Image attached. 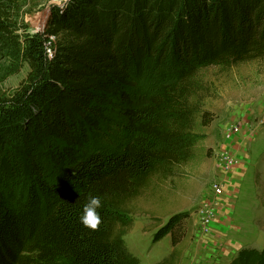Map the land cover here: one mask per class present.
Listing matches in <instances>:
<instances>
[{
    "label": "trees",
    "instance_id": "1",
    "mask_svg": "<svg viewBox=\"0 0 264 264\" xmlns=\"http://www.w3.org/2000/svg\"><path fill=\"white\" fill-rule=\"evenodd\" d=\"M52 11L42 35L20 42L0 7V33L30 67L0 100V264H138L123 240L132 202L196 156L212 120L206 70L264 59V0H67ZM149 75L156 86L136 105ZM90 195L102 202L95 230L79 220ZM185 214L156 234L173 248ZM172 254L156 264H177Z\"/></svg>",
    "mask_w": 264,
    "mask_h": 264
},
{
    "label": "rangeland",
    "instance_id": "2",
    "mask_svg": "<svg viewBox=\"0 0 264 264\" xmlns=\"http://www.w3.org/2000/svg\"><path fill=\"white\" fill-rule=\"evenodd\" d=\"M65 1L11 0L0 2V7L8 14L7 30L21 42L26 35H42L53 8ZM9 44L1 32L0 100L16 92L30 70L23 52ZM204 77L212 87L203 108L212 120L203 128L196 156L153 177L132 202L133 226L123 240L138 264L159 263L173 251L170 258L177 264H254L264 256V59L225 72L210 67ZM156 83L155 75L139 80L134 103L144 102ZM108 113V133L120 139L122 119L115 110ZM210 209L207 229L202 221ZM220 209L231 210V215L222 216L228 223L221 222ZM178 212L187 214L176 222V233H186L173 248L170 233L156 234Z\"/></svg>",
    "mask_w": 264,
    "mask_h": 264
},
{
    "label": "clouds",
    "instance_id": "3",
    "mask_svg": "<svg viewBox=\"0 0 264 264\" xmlns=\"http://www.w3.org/2000/svg\"><path fill=\"white\" fill-rule=\"evenodd\" d=\"M102 207L101 199L98 196H89L87 203L84 205L83 213L79 217L80 223L85 227L95 230L100 222L98 209Z\"/></svg>",
    "mask_w": 264,
    "mask_h": 264
},
{
    "label": "built area",
    "instance_id": "4",
    "mask_svg": "<svg viewBox=\"0 0 264 264\" xmlns=\"http://www.w3.org/2000/svg\"><path fill=\"white\" fill-rule=\"evenodd\" d=\"M226 161V164H228V161L227 160H225ZM230 164H235V161L234 160H232L231 162H230ZM216 185V184H215ZM215 190H216V192L217 193H220L221 192V187L218 185V186H215ZM207 214H206V216L203 218V221H202V224H203V227H208V221H209V219H210V214L212 215V209H210V210H207ZM202 227V228H203ZM208 229V228H207Z\"/></svg>",
    "mask_w": 264,
    "mask_h": 264
},
{
    "label": "crops",
    "instance_id": "5",
    "mask_svg": "<svg viewBox=\"0 0 264 264\" xmlns=\"http://www.w3.org/2000/svg\"><path fill=\"white\" fill-rule=\"evenodd\" d=\"M224 201H226L227 202V198L226 197H224ZM219 214H221V222H223V223H228V220H229V218H227V219H224L223 217L224 216H229V215H231V210H228V211H226L225 209L223 210V209H220V212H219ZM223 216V217H222ZM182 260V259H181ZM182 262V261H181ZM180 262V263H181Z\"/></svg>",
    "mask_w": 264,
    "mask_h": 264
}]
</instances>
